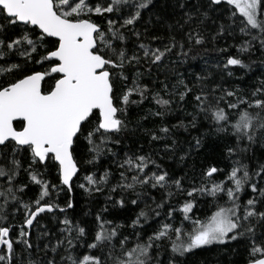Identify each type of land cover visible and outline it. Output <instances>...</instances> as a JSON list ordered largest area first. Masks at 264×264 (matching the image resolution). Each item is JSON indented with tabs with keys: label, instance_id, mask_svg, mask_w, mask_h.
Instances as JSON below:
<instances>
[{
	"label": "snow or ice",
	"instance_id": "6c2138e0",
	"mask_svg": "<svg viewBox=\"0 0 264 264\" xmlns=\"http://www.w3.org/2000/svg\"><path fill=\"white\" fill-rule=\"evenodd\" d=\"M169 5L179 18L168 25L164 42L149 35L147 26L143 31L137 27L143 13L157 7L156 0H0V264H184L187 255L232 242L238 246L233 252L243 248V264H264V161L255 155L257 147L264 149V79L250 94L222 84L211 87L206 76L196 77L195 92L184 79L171 86L162 81L160 91L142 82L153 70L172 68L175 62L165 61L173 55L187 58L193 45L205 43L206 23L225 15L228 26L220 24L213 40L238 30L245 37L237 46L240 54L257 44L264 52V0H163L161 8ZM154 15L166 23L164 16ZM94 18H103L104 24ZM129 36L136 38L131 48ZM219 51L226 53L227 48ZM237 67L250 66L231 54L217 65L227 76ZM190 95L195 114H189L187 124L161 126L147 134L152 142L164 141L165 155L183 162L203 147V140L180 141L175 132L195 129L201 116L229 141L225 158L230 166L210 162L201 170L200 185L186 188L183 177L163 170L151 154H125L118 162L120 180L110 193L151 188L162 192L160 201L152 197L151 204L145 203L128 225V234L121 231L124 224L105 219L108 209L103 208L89 240V231L68 215L75 207L72 198L61 206L59 193H72L83 166L95 167L112 153L108 145L121 142L118 134L128 129L133 106L151 96L158 110L148 115L163 117ZM253 160L255 165L246 162ZM21 173L27 183L18 179ZM53 174L55 183L46 178ZM110 176L108 170L99 177L85 174L78 187L88 194L101 192ZM30 186L38 193L25 202ZM197 194L215 201L216 211L204 221L189 215ZM182 195V204L170 203ZM108 200L114 207L138 205L139 193L130 201L111 195ZM164 209V220L145 237L150 214L159 217ZM56 213L63 214V227L53 243L41 218ZM176 213L183 218L179 226L169 222ZM17 214L20 222L14 223Z\"/></svg>",
	"mask_w": 264,
	"mask_h": 264
},
{
	"label": "trees",
	"instance_id": "16d2710c",
	"mask_svg": "<svg viewBox=\"0 0 264 264\" xmlns=\"http://www.w3.org/2000/svg\"><path fill=\"white\" fill-rule=\"evenodd\" d=\"M157 7L150 11L143 13V18L137 25L140 31H143L144 27L149 28V35L156 34L161 37V40L166 42L169 35L168 25L175 24L176 19L179 18V14L173 13L170 5L167 8H161L163 0H156ZM154 13H159L164 16V21L157 22ZM219 15V14H217ZM101 25L104 24L103 18H94ZM224 24L227 28L228 17L225 15L220 19H217L215 23L211 20L206 23L203 28L204 35L207 37L203 45H193L187 58H178L173 55L169 61H165L168 65L170 61H174L172 68L162 67L159 70H153L151 75H145L143 77V83L148 84L153 91H160L163 88L162 81L168 83L169 86L174 84L179 79H184L190 87L194 88V92L198 90L195 86L199 83L196 79L197 76H206L208 79L205 83L211 87H215L218 84H222L224 88L228 90L239 89L241 93L250 94L253 87L259 83L261 79H264V52L258 50L259 45L246 54H240L237 51V46L245 39L239 31L233 32L231 35L227 32L215 40L212 39L216 35L218 26ZM134 36H129L128 46L131 48L135 41ZM148 43V40L144 41ZM154 46H159L160 41L153 42ZM227 48L226 53H221L219 49ZM187 51V48L185 49ZM231 54L234 56L239 55L246 64L250 67L241 69H234L233 76H227L226 73L222 72L217 68L218 64H222L226 55ZM183 59V62H181ZM182 74V75H181ZM167 98V97H165ZM155 112L158 110V106L151 99V96L144 101L142 105L133 106L129 112L130 123L128 129L118 134L120 139L119 144H109L108 147L112 149V153H108L100 158L98 164L94 167L92 165H84L80 174V179L76 181L74 190L72 193L61 192L58 195L57 202L64 205L65 201L72 198L74 202V209L68 211V215L74 218L77 222L84 226L89 231L88 239H91V233L95 228V216L98 212L105 207L107 211L103 212L105 219L113 221L114 224H124L125 228L121 231L124 234L131 232V228L128 225L131 224L132 219L135 218L136 214L144 208L145 203L151 204L152 197L156 198L159 202L162 192L156 189H141L137 188L136 192L125 191L121 192L119 189L115 193H110L109 189L111 185L116 184L120 180L119 173L122 169L118 168V162L125 158V154L131 155L132 153L138 154H151L152 158L161 166L163 170L169 171L174 177H183L184 186L187 188L193 183L197 186L200 185V173L201 170L210 162L218 163L222 168L230 166L231 161L226 159L225 145L229 142L222 135H217L210 127V122L204 121L201 116H197V127L190 129L185 132L183 128L175 132L176 138L180 141H191L194 143L193 137H201L203 140V147L197 152L188 157L185 161L181 162L178 156L165 155L163 151L164 141L152 142L151 137L147 134L146 130H158L161 126L175 125L183 121L187 124L191 120V115L195 114L193 107L192 96L186 98V102H179L178 105L174 104L171 110L163 117H155L148 115L149 111ZM147 116V119L144 117ZM187 148V145H184ZM182 154V153H181ZM251 155V153H250ZM256 157L264 161V149L259 147L255 150ZM26 157V154H25ZM90 158V157H89ZM255 165L256 160L246 161ZM105 170L111 172L109 177V185L104 187L101 192H92L91 194L85 193L78 187L79 183L84 182L82 177L85 174L95 173L99 177ZM53 183L56 182L55 175L46 177ZM222 177L218 176L217 179ZM21 182L27 183L28 179L26 174L21 173L18 178ZM175 191V189H172ZM38 193L36 186H30L26 190V194L23 196L25 202L35 198ZM139 193L138 205H132L128 203L124 208L119 206H113L111 201L108 200L111 195L113 200H118L121 196L127 200L137 199ZM185 196H178L173 198L170 203L175 206H179L185 201ZM247 197H245L246 199ZM179 202V204L177 203ZM196 207L189 215L193 219L206 220L207 217L211 216L216 211L215 201L211 197L201 196L199 194L195 197ZM221 203L223 201H220ZM154 207V205H153ZM164 210L161 211V216L155 217L154 214H150V219L147 223H144L145 237L151 234L152 229L156 228L157 221L164 220ZM11 211V209H10ZM19 215L17 214V220L14 223H19ZM174 222L179 226L183 219L179 213L175 214ZM63 219V214H47L41 218V224H43L52 237V242L55 243L56 236L59 235L60 228L63 225L60 221ZM143 223V222H142ZM184 226L187 229L191 228L189 221H184ZM139 231V229H138ZM36 236L34 234L33 239ZM47 240H41V245L46 243ZM238 247L235 242L229 245H212L205 250H198L194 255H187L184 260V264H243L244 251L241 247L239 252H233L232 249ZM161 259H167V253H161Z\"/></svg>",
	"mask_w": 264,
	"mask_h": 264
}]
</instances>
